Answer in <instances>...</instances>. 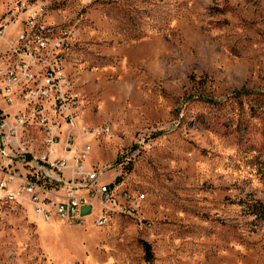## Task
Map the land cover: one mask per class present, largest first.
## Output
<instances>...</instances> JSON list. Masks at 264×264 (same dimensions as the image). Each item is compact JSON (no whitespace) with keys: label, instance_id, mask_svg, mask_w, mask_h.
Masks as SVG:
<instances>
[{"label":"rangeland","instance_id":"1","mask_svg":"<svg viewBox=\"0 0 264 264\" xmlns=\"http://www.w3.org/2000/svg\"><path fill=\"white\" fill-rule=\"evenodd\" d=\"M29 13L70 33L78 126L110 129L86 167L145 198L76 226L0 191V264H264V0H0L6 40Z\"/></svg>","mask_w":264,"mask_h":264},{"label":"built area","instance_id":"2","mask_svg":"<svg viewBox=\"0 0 264 264\" xmlns=\"http://www.w3.org/2000/svg\"><path fill=\"white\" fill-rule=\"evenodd\" d=\"M23 32L12 40L0 21V191L6 201L27 200L45 219L81 226H105L115 214L136 212L145 196L103 183L86 167L89 139L110 136L107 125L78 126V95L65 73L70 33L55 31L37 14L23 18ZM21 169V170H20ZM18 182L13 190L10 185ZM83 190L84 193H79ZM91 205V212L81 208Z\"/></svg>","mask_w":264,"mask_h":264},{"label":"trees","instance_id":"3","mask_svg":"<svg viewBox=\"0 0 264 264\" xmlns=\"http://www.w3.org/2000/svg\"><path fill=\"white\" fill-rule=\"evenodd\" d=\"M209 101H211L212 103H216L215 100H209ZM144 251H145L146 258L151 261L152 260V251H151L150 246L147 243L144 244Z\"/></svg>","mask_w":264,"mask_h":264},{"label":"water","instance_id":"4","mask_svg":"<svg viewBox=\"0 0 264 264\" xmlns=\"http://www.w3.org/2000/svg\"><path fill=\"white\" fill-rule=\"evenodd\" d=\"M91 208L92 206L91 205H85L81 208V214L82 215H87L91 212Z\"/></svg>","mask_w":264,"mask_h":264},{"label":"crops","instance_id":"5","mask_svg":"<svg viewBox=\"0 0 264 264\" xmlns=\"http://www.w3.org/2000/svg\"><path fill=\"white\" fill-rule=\"evenodd\" d=\"M101 181V180H100ZM104 183V182H103ZM105 183H108V182H105ZM17 184H18V182H17ZM16 186H18V185H16ZM16 188V187H15Z\"/></svg>","mask_w":264,"mask_h":264},{"label":"bare ground","instance_id":"6","mask_svg":"<svg viewBox=\"0 0 264 264\" xmlns=\"http://www.w3.org/2000/svg\"><path fill=\"white\" fill-rule=\"evenodd\" d=\"M85 165H86V162H85Z\"/></svg>","mask_w":264,"mask_h":264}]
</instances>
